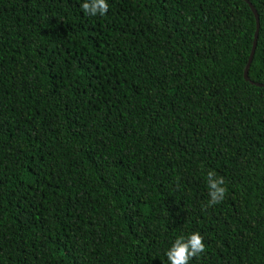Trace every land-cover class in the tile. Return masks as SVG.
Instances as JSON below:
<instances>
[{
    "label": "trees",
    "instance_id": "obj_1",
    "mask_svg": "<svg viewBox=\"0 0 264 264\" xmlns=\"http://www.w3.org/2000/svg\"><path fill=\"white\" fill-rule=\"evenodd\" d=\"M248 69L264 81V0ZM0 0V264H264V86L245 0ZM227 192L205 207L206 173Z\"/></svg>",
    "mask_w": 264,
    "mask_h": 264
},
{
    "label": "clouds",
    "instance_id": "obj_2",
    "mask_svg": "<svg viewBox=\"0 0 264 264\" xmlns=\"http://www.w3.org/2000/svg\"><path fill=\"white\" fill-rule=\"evenodd\" d=\"M79 7L86 16H104L110 8L109 0H79ZM207 200L205 207L221 202L227 192L224 177L214 170L206 173ZM204 238L198 231L177 234L164 250L167 264H190L193 257L205 251Z\"/></svg>",
    "mask_w": 264,
    "mask_h": 264
},
{
    "label": "water",
    "instance_id": "obj_3",
    "mask_svg": "<svg viewBox=\"0 0 264 264\" xmlns=\"http://www.w3.org/2000/svg\"><path fill=\"white\" fill-rule=\"evenodd\" d=\"M245 1L250 6V8H251V10H252V12L254 14L255 23H256V29H255L254 36H253L252 46H251V49H250L249 56L247 58V62L245 64V68L243 70L244 79L245 80H249V78H248V69H249L250 63L252 61L253 54H254V50H255V47H256V38H257V34H258L259 21H258V14H257L255 8L253 7V5L248 0H245ZM250 82L253 83L256 86H264V81L263 82H260V83L259 82H252V81H250Z\"/></svg>",
    "mask_w": 264,
    "mask_h": 264
}]
</instances>
